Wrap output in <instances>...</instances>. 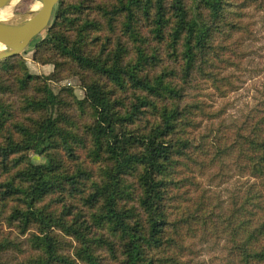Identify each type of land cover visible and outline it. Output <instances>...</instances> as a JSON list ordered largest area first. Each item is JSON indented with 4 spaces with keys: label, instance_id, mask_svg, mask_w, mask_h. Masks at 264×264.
I'll return each instance as SVG.
<instances>
[{
    "label": "trees",
    "instance_id": "1",
    "mask_svg": "<svg viewBox=\"0 0 264 264\" xmlns=\"http://www.w3.org/2000/svg\"><path fill=\"white\" fill-rule=\"evenodd\" d=\"M243 1L58 0L34 59L82 99L0 59V264H198V233L264 264V108L203 127ZM230 157L254 180L215 201L197 178Z\"/></svg>",
    "mask_w": 264,
    "mask_h": 264
},
{
    "label": "rangeland",
    "instance_id": "2",
    "mask_svg": "<svg viewBox=\"0 0 264 264\" xmlns=\"http://www.w3.org/2000/svg\"><path fill=\"white\" fill-rule=\"evenodd\" d=\"M37 2V0H13L9 5L1 8L0 12H3L6 16L18 15L35 6ZM244 2L246 4L242 8V20L247 23V30L239 34V43L231 44L236 56L234 53L228 54L232 57V60L235 59V64L224 68L228 72L227 75L233 90L220 97L212 92L210 88H203L202 92L206 94L205 100L211 104L210 109L220 111L219 117L205 120L203 127L216 128L218 122H224L228 128L232 129L247 113L253 112L257 108H264V0H244ZM52 18L53 15L49 26ZM46 30L36 35L19 55L22 57L28 72L45 77L54 92L62 87H68L71 89V92L67 94L70 101L72 98L82 99L84 90L77 76L71 75L57 80L53 78L52 64H41L34 59L35 45L44 37ZM29 156L34 162L44 161L43 156L32 152ZM197 179L211 199L223 202L231 190L254 180L252 178L250 180L247 175L242 174L231 157L225 159L221 166L205 169L204 174L198 176ZM0 226L3 229H9L3 222ZM17 236L19 239H23L26 235L17 234ZM199 237L198 233L194 240L198 255L195 260L198 264H219L221 259L225 257L222 247L224 240Z\"/></svg>",
    "mask_w": 264,
    "mask_h": 264
},
{
    "label": "water",
    "instance_id": "3",
    "mask_svg": "<svg viewBox=\"0 0 264 264\" xmlns=\"http://www.w3.org/2000/svg\"><path fill=\"white\" fill-rule=\"evenodd\" d=\"M13 0H0V9ZM26 12L0 19V59L22 53L30 41L47 29L58 0H37Z\"/></svg>",
    "mask_w": 264,
    "mask_h": 264
},
{
    "label": "bare ground",
    "instance_id": "4",
    "mask_svg": "<svg viewBox=\"0 0 264 264\" xmlns=\"http://www.w3.org/2000/svg\"><path fill=\"white\" fill-rule=\"evenodd\" d=\"M9 16V15H8ZM4 17H6V15L5 14H3V12H0V19H2V18H4ZM9 17H11V16H9ZM0 48H2V46L0 45Z\"/></svg>",
    "mask_w": 264,
    "mask_h": 264
}]
</instances>
